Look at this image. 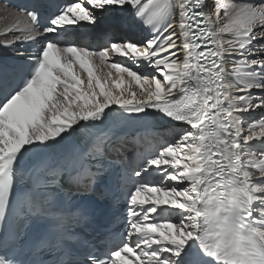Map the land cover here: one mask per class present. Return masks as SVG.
I'll use <instances>...</instances> for the list:
<instances>
[{
  "label": "snow or ice",
  "instance_id": "obj_1",
  "mask_svg": "<svg viewBox=\"0 0 264 264\" xmlns=\"http://www.w3.org/2000/svg\"><path fill=\"white\" fill-rule=\"evenodd\" d=\"M212 8L214 19L206 0H78L43 23L35 7L10 9L3 35H22L2 46L43 43L17 51L20 81L0 99V264H264V116L246 118L264 111V0ZM123 12L151 36L99 50L70 39ZM148 109L178 130L129 170L113 125ZM69 194L116 209L102 252L81 253L90 204L71 208Z\"/></svg>",
  "mask_w": 264,
  "mask_h": 264
},
{
  "label": "bare ground",
  "instance_id": "obj_2",
  "mask_svg": "<svg viewBox=\"0 0 264 264\" xmlns=\"http://www.w3.org/2000/svg\"><path fill=\"white\" fill-rule=\"evenodd\" d=\"M235 2H239V1L237 0ZM212 5H213V0H206V9L212 14V17L214 19L215 13L213 11ZM109 15H115L117 18H126V19L131 18V20L134 22H138V23L140 22L139 20L133 19L131 12L115 13V14H109ZM106 16H108V15H106ZM221 16H222V12H221ZM15 23H16V18H15V15L13 14V12L10 9L5 8L0 4V42H3L5 39L10 40L13 38V36H14L13 32L9 33L7 36L3 35V33H4L5 29L12 27ZM141 26L144 27V28H142L143 34L147 38L150 37L151 36L150 29L147 26L143 25L142 23H141ZM88 30H89V28L86 27V28L82 29V32L88 31ZM82 35H83V33H80V35L77 38L81 37ZM140 35H142L141 32H140ZM127 38L135 39V35L131 34ZM224 38L227 39L229 37L225 35ZM142 40L143 39H141V41ZM257 43H264V41H258ZM87 45H89V44H87ZM87 45L85 44L84 47H87ZM113 59L114 60H123V58H119V57H115ZM123 62L125 64V66L132 67L133 70L137 71L138 73H140L142 75L151 76L153 74V70L150 67H139V68H137V67L133 66L130 61L124 60ZM97 64H99L98 61H97ZM77 70L79 71V69H77ZM96 71L98 74L99 73H107L108 68L104 67L103 65H100L99 67H97ZM83 75L86 79V74H83ZM113 78H115L114 70H113ZM126 79H127V77H126ZM133 89L136 90L137 92L139 91L138 89L135 88V85H133ZM138 98H140V97H138ZM113 107H115V106H113ZM261 116H264V111H262V110H256L254 112L246 114V118L249 122L252 120H259L261 118Z\"/></svg>",
  "mask_w": 264,
  "mask_h": 264
},
{
  "label": "rangeland",
  "instance_id": "obj_3",
  "mask_svg": "<svg viewBox=\"0 0 264 264\" xmlns=\"http://www.w3.org/2000/svg\"><path fill=\"white\" fill-rule=\"evenodd\" d=\"M235 1H237V0H235ZM238 1H239V0H238ZM254 94H255V95H260V93H259V92H255Z\"/></svg>",
  "mask_w": 264,
  "mask_h": 264
}]
</instances>
